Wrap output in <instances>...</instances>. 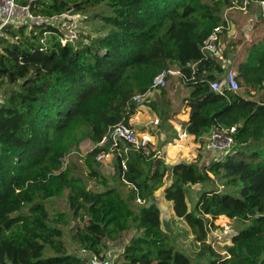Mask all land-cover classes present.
<instances>
[{
  "label": "trees",
  "instance_id": "1",
  "mask_svg": "<svg viewBox=\"0 0 264 264\" xmlns=\"http://www.w3.org/2000/svg\"><path fill=\"white\" fill-rule=\"evenodd\" d=\"M15 2L34 15L71 12L84 15L87 24L98 22L94 34L79 30L66 43L59 27L49 23H12L0 34V87L5 86L0 101V264H89L93 256L105 257L107 241L129 229L136 233L117 264H190L162 227L154 192L168 179L163 196L188 226L198 255L209 253L210 264H264V148L244 149L264 139V34L234 63L242 91L217 93L209 85L224 73L242 33L228 39L230 31H222L218 48L223 60L201 51L214 27L225 24L223 13L232 0ZM102 4L108 11L89 12ZM258 14L250 28L263 22L261 10ZM230 20L233 24L231 15ZM194 61L193 79L180 82L188 90L184 101L189 107L181 128L202 141L215 127L235 126L232 151L207 163H170L150 145L147 152L129 151L125 168L115 155L109 180L96 159L109 151V144H99L108 128L135 112L132 96L146 93L156 73L178 68L190 77ZM167 93L166 88L158 92L166 104ZM256 93L259 97L252 98ZM158 115L166 135L162 144L178 138L168 105ZM84 140L93 144L82 156L85 179L76 165H64ZM86 180L101 188H89ZM192 185L203 189L189 208ZM66 189L68 210L50 208L48 202ZM221 215L249 224L215 251L207 236ZM70 219L82 221L68 228L81 254L69 252L64 241Z\"/></svg>",
  "mask_w": 264,
  "mask_h": 264
},
{
  "label": "rangeland",
  "instance_id": "2",
  "mask_svg": "<svg viewBox=\"0 0 264 264\" xmlns=\"http://www.w3.org/2000/svg\"><path fill=\"white\" fill-rule=\"evenodd\" d=\"M254 3V2H252ZM104 4L94 7L89 11L90 13L96 12L100 13L105 10L108 11ZM257 8L254 10L259 11L260 7L255 3ZM254 8V6H252ZM238 12L242 11L240 9H232L228 12V14L231 15L232 19H236L237 27H235V22L233 21L232 24V30L231 33H228V39H234L236 34L240 35L243 34L241 37V43L238 44V47L236 51L233 52V55L230 59V62L227 64L226 69L234 68V63L242 58L243 50L250 45V43L260 37L264 34V20L258 28H250V26L254 24V14L252 16L247 15L242 20H237V17L239 16ZM248 12V9H247ZM73 19L72 20H63L62 18L54 20V22L59 25L64 32H67V30L72 29L78 32L79 30L83 32H89L91 35L94 34V32L97 30L95 28V23L98 22L92 21L91 24H87L86 17L80 13H72ZM89 14V13H88ZM244 14V13H243ZM242 14V15H243ZM229 15V18H230ZM245 19V20H244ZM231 21V20H230ZM68 27V28H67ZM238 30V32H237ZM236 31L235 34H233ZM224 40V39H223ZM226 40V39H225ZM223 77V74L219 75V79ZM10 87V86H9ZM4 87H0V101H2L5 97L4 93ZM168 90L167 93V99L168 103H164L158 95L159 91L153 92L151 96H148L146 101H143L142 103L138 104L137 109L135 110L134 114L137 116V126L140 128L141 125L147 126V129L154 134L155 144L154 146L158 149L162 145L163 139L166 137L165 131L160 127L161 124V118L158 115V111L165 109L166 105H168V108L170 109V113L172 114L171 120L176 123L182 122V119H185L188 116L189 107H187L184 98L187 96L188 90L185 85L181 84L178 79H170L168 86L166 87ZM243 88L240 89L242 91ZM252 93V92H251ZM247 96V95H246ZM252 98L257 99L259 97V94H252ZM154 102L155 107L151 106L150 103ZM166 104V105H165ZM155 118H158V124H153L151 121H153ZM205 140L200 141L199 143H204ZM93 147V144L89 140H84L80 143L77 149L72 150L65 158H64V165H67L68 163H71L73 165H76L78 167V171L81 172V176L85 179L86 178V171L82 168V156H84L91 148ZM256 148H264V139L260 143L250 144L249 146H245L244 149L246 150H252ZM113 155L109 154L99 160L101 163L100 170L101 172L106 176L109 177L113 173ZM186 161H191V156H187V158H184ZM110 180V179H109ZM87 186L92 189H100L101 185L96 183L92 180H86ZM203 186L200 185H192L189 187V194H188V206L189 208L192 207L194 201L197 199L198 193L203 189ZM205 187V186H204ZM206 188H208L206 186ZM68 190L66 189L64 192V195L60 197H56L53 200L49 201V207L55 206L56 208L67 211V198ZM163 194V193H162ZM159 204L168 205L170 204V201L166 200L164 196L162 195L159 197ZM78 224H82V221H79L78 219H70V224L67 228H65V234H64V241L68 248L69 252H75L78 254H81V250L78 249L71 240V233L69 232L68 228L75 227ZM227 224L230 226V230L228 234H233V232H237L241 230L242 228L246 227L249 222L240 220V219H232L231 221H223L219 224H215L217 227L211 228L208 236L207 241H209L211 247L215 251H220L223 245L227 244V241H229V235L224 234L222 232L223 228L222 225ZM169 226V224H168ZM172 228V238L173 242L176 245V249L182 251L184 254L188 256L190 259V264H210V255L209 253H205L203 255H198V246H191L190 238H189V228L187 229V225L183 220H176L175 222L171 223ZM134 229H129L126 232H123L119 238L116 241H107V250L105 251V256L111 261L112 264H117L119 260L122 259V252L125 244L128 242L130 237H132L135 234ZM218 237V238H217ZM221 237V238H220ZM209 238V240H208Z\"/></svg>",
  "mask_w": 264,
  "mask_h": 264
},
{
  "label": "built area",
  "instance_id": "3",
  "mask_svg": "<svg viewBox=\"0 0 264 264\" xmlns=\"http://www.w3.org/2000/svg\"><path fill=\"white\" fill-rule=\"evenodd\" d=\"M252 2L256 3L260 7L261 14L264 16V0H232V6L226 8L223 13L225 24H220L214 27L213 31L203 41L201 46L203 56L206 57L207 54H213L218 55L219 58L223 60L218 48V42L220 41V34L222 31L226 30L228 32L232 27L228 12L232 9H240L242 12L246 13L248 5ZM60 18L69 21L73 19V14L71 12H66L53 17L39 16L31 13L28 6L18 5L15 0H0V34H2L4 27L12 23H27L37 25L49 23L56 25L62 31V35L60 37L62 43L74 41L78 37V32L72 29L64 32L62 28L54 22V20ZM44 40L45 33L40 38V42L43 43ZM197 63L198 61L191 63L192 74L190 77L186 76L178 68H164L160 70L153 76L150 89L143 94H134L132 96V101L137 105L143 101H146L150 93L159 91L162 88H166L170 79L175 78L182 83L185 81H190V79H193V74ZM209 85L210 88L217 93H222L224 88L233 91L240 89V85L236 77V71L233 68L225 69L223 77L221 79L217 78L210 81ZM158 121V118H155L152 123L158 124ZM234 132L235 126L215 127L210 132V134L207 135L205 142L206 149L215 152L217 157H221L230 153L235 143L233 137ZM184 134V131H180V135ZM153 138V133H151L149 130H142L137 126V117L133 113L128 117V119L120 121L108 128L106 134L102 137L99 144H109V151L106 153H99L96 156V159L101 160L109 154L113 155V157L118 155L122 157L121 164L125 168V157L127 153L131 150H144L147 152L149 146L153 145ZM136 201L142 202V200L138 197ZM221 228H223L222 232L229 235L230 237V234H228L230 226L224 224ZM107 257L93 256L90 258L89 264H112Z\"/></svg>",
  "mask_w": 264,
  "mask_h": 264
},
{
  "label": "crops",
  "instance_id": "4",
  "mask_svg": "<svg viewBox=\"0 0 264 264\" xmlns=\"http://www.w3.org/2000/svg\"><path fill=\"white\" fill-rule=\"evenodd\" d=\"M254 4L255 3H251L250 8L248 7V12H246V13L242 12V14L244 13L243 15L241 14V12H238L239 16L237 17V20H239V19L242 20L247 15L252 16L253 13H255L256 16L259 15L258 14L259 11L256 12V10H254L255 8H257L256 5H254ZM252 6H254V8H252ZM252 11H253V13H251ZM233 20L235 22V27H237L238 25L236 23V19L233 18ZM232 28L233 27H231L230 31L232 30ZM235 33H236V31L233 34H235ZM221 41H222V39H221ZM152 94H153V92L150 93L149 96H151ZM188 114H189V112H188ZM187 118H188V116L185 119H182V121L186 120ZM137 122H138V120H137ZM150 122H152V121L150 120ZM169 122L177 130L178 138H174L173 141L166 142V143L162 144L161 147L158 149V154L162 155L166 162L173 163V162H177L180 160H184V158H187V156L190 155L191 161L198 160L201 163H207L212 158L217 156V154L215 152L209 151L208 149H206L205 142H206L207 136H205L203 138V140H205L204 143H199L200 141L196 140L195 137L191 134L185 133L184 135H180V131H183L181 128V122L176 123L175 121L173 122L171 119L169 120ZM140 129L148 130L147 126H143V125L140 126ZM152 144L154 146L155 139L152 142ZM169 184H170V180L168 179L164 182L163 186H161L160 188H158L154 192V195L156 197L157 205L160 209V218H161L162 227L164 230L173 234L172 228L170 226L171 223L175 222L176 220H182V219L175 216V214L173 212V206H172L171 201H170V204H168V205H164V204L160 205L159 204V197H161L163 195L162 193H163L164 188L166 186H168ZM226 220L231 221V219L221 215L214 220V224H219V223L226 221ZM168 224H169V226H168ZM186 230H188V227ZM189 238H190V242H191L190 245L196 246V244H194L192 242L193 235L191 234V232L189 234ZM208 240H209V238H208ZM207 242H209V241H207ZM227 243H229V241H227Z\"/></svg>",
  "mask_w": 264,
  "mask_h": 264
}]
</instances>
